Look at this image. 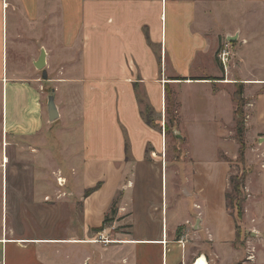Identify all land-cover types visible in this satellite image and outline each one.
Returning a JSON list of instances; mask_svg holds the SVG:
<instances>
[{
	"label": "crops",
	"instance_id": "0c3cea01",
	"mask_svg": "<svg viewBox=\"0 0 264 264\" xmlns=\"http://www.w3.org/2000/svg\"><path fill=\"white\" fill-rule=\"evenodd\" d=\"M10 1L0 0L5 137L40 146L45 141L41 132L54 129L42 106L43 71L39 75L33 66L40 46L45 51V79L51 47H79V54L78 65L66 67L65 79L54 82L70 97L65 109L55 104L58 125H66L72 135L61 155L63 167L55 165L57 173L66 174L63 183L46 182L48 176L39 170L41 158L52 160L48 152L17 147L11 180L8 158L2 156L0 264H107L112 261L109 252L122 256L110 264H192L199 257L206 264H232L242 257L246 242L242 231L237 239L235 215L225 198L235 163L219 156L229 157L220 146L229 142L237 145L229 158L238 156L233 88L241 84L246 100L241 165L246 168L243 189L248 196L242 227L264 235V0H74L73 7L63 9V35L58 38L54 7L48 9L45 27L41 0ZM16 14L18 23L13 22ZM30 29L35 41L31 47L22 41L30 38ZM46 31L48 38L41 42ZM222 41L245 46L237 57L233 83L222 81L216 65ZM9 51L30 57L31 67L13 59L9 68ZM59 54L62 61L70 59ZM187 93L192 94L189 104ZM143 104L154 121L144 118ZM168 113L176 140L184 138L178 125L192 126L190 133L211 143L212 153L205 157L203 144L197 155L187 145L185 152L178 147L168 152ZM185 133L188 140L190 133ZM68 143L75 145L70 153ZM252 175L259 184L254 195L249 189ZM117 195L114 223L96 232ZM253 197L259 199V210L249 214L247 201ZM120 222L126 226L121 234L125 238L110 240L114 224ZM99 234L108 242L99 241ZM171 249L179 251L178 257L168 258ZM263 256L259 253V263Z\"/></svg>",
	"mask_w": 264,
	"mask_h": 264
},
{
	"label": "rangeland",
	"instance_id": "374dc122",
	"mask_svg": "<svg viewBox=\"0 0 264 264\" xmlns=\"http://www.w3.org/2000/svg\"><path fill=\"white\" fill-rule=\"evenodd\" d=\"M70 1V0H69ZM74 0H72V2L70 3H63V0H41V10L45 11V13L41 16V25L47 27L48 26V22H49V15H48V9H53V7L55 8V19L57 21V28H56V36L61 37L63 35V29L62 27V21H63V9L69 5L70 7H73L75 5V3L73 2ZM80 0H78L79 2ZM9 2L11 3V1L9 0ZM12 4V3H11ZM15 4V2L13 3ZM11 8V7H9ZM12 10H14V8L12 7ZM8 18L10 20V16H11V10L8 9ZM17 20V23L20 20L19 15L16 14L13 17V22ZM13 22H11V24H13ZM60 23V24H59ZM61 27H60V26ZM15 28V27H14ZM12 30V29H11ZM19 28H17V30H14L13 32H18ZM48 38L47 35V31L45 33L41 32V42ZM17 41V40H16ZM24 43L29 44V46L31 47L32 43L35 44V41L32 39V30L30 29V38L28 39L26 36L24 37V39L22 40ZM228 42V41H227ZM241 42V41H240ZM238 42V43H229L230 45L228 46L227 50L229 52V58L230 61L228 62V66H227V73L224 74L223 70L221 69V73H222V81L224 83H233V81L237 80L235 77H237L238 75V64H239V60H238V54L240 51H243V48L245 46L243 42ZM226 41H222L218 44V52L222 49V45L225 44ZM11 45H9L10 48ZM76 47V46H75ZM41 50H44V48L42 46H40V52ZM51 51V69H50V74H48L47 72V79H40L41 84H42V106H43V110H46L47 112V103L49 99H52L54 104H57L58 106L61 105V108L65 109L66 105H70V97L68 92L64 89V88H60L58 84V82H61L62 79H65V76L62 74V71L68 67V68H75V66L78 65V54H79V47H76L75 49H69V50H64L63 46L61 45H56L50 48ZM45 52V51H44ZM218 52L215 55V60H216V65L217 66H221L220 61L217 57ZM59 53H64L67 54L70 59L65 61H62L60 58V54ZM8 67L10 68V66L12 64H15V62H13V59H18V64L20 66H28L31 67V58L28 57L23 54V55H14L13 53H11L10 51L8 52ZM71 56H73V59L71 60ZM238 60V61H237ZM34 66V63H33ZM36 69V68H35ZM45 70L47 71V68H45ZM36 71L39 73H41L40 70ZM234 73V74H233ZM226 76V78H225ZM74 77H76V75H74ZM55 80V81H52ZM233 80V81H232ZM56 82V83H54ZM236 82V81H235ZM57 86V87H56ZM237 86H241V84H235L234 88H233V102H234V108L236 111V107H237V100L236 97L234 96V92L236 91ZM240 92H241V98L244 101V105L242 106V116L241 118L245 121V109H246V100L244 99V97H242L243 95V88L240 87ZM187 103L189 104V99L192 97L191 93H187ZM1 94H0V227L3 221V213H4V201H3V178L5 176V172H4V163H3V158L2 156H5L8 158V163L6 164V169H7V176H8V180H11V174L9 173V171H11V167L13 165H15V158L13 157L16 151V148H24L25 146L29 147V151L33 149L40 151L42 154L46 155V152L50 153L52 156V160H50V162H48L47 158H41V161L39 162L40 168L39 170L44 171L43 174H45L46 176H48L46 179V182L50 183V184H55L58 185L61 181L63 183L64 180H61V178L65 177L66 174L62 171V173H57V169L58 167L55 166L57 165V162L61 164V166L63 167V161H62V153H65V149L68 145H66V142L70 141V137L72 135L68 134L66 132V125L64 126V129H62L61 126L58 125V121L55 120L53 122H49L51 123L50 125H54V129L51 131V133L49 134V132L47 131V129L43 130L40 134V139H44L45 141L41 142L42 144L40 146H38L35 143H32L31 141H27L24 139H20L14 136H8V134H6L5 137V129H4V121H3V109H2V105H1ZM239 104V103H238ZM141 109L143 111V116L144 118L148 121V120H153L156 119V117L153 115H149L148 111L145 109V105L143 104L141 106ZM234 111V112H235ZM149 115V116H148ZM235 118V114L233 115ZM170 117H168L169 119ZM48 120V117H47ZM61 122V120H60ZM166 126L168 128V132L166 133L165 137H166V149L168 150V152H171L172 150H175L176 147L179 148V151H186V145L188 146L189 151H193V153H195L196 155L198 154V147L200 148V145H205L202 146V148H206V151L208 152L207 154H204L205 157H207L208 155H210L212 153L213 150V145L211 143H202L200 141L197 140V138H195L193 134V129L194 127L192 126H188V125H184V126H177L176 128H178V130L183 134L184 138L183 139H179L176 140L175 138V132H174V128L175 125L174 123H172V121H168V123H166ZM164 126V133H165V127ZM159 130L162 132V126L159 125ZM235 129V128H234ZM186 132H192V134L190 133V136L187 140V135ZM61 137V138H60ZM37 140V139H36ZM186 141L188 143H186ZM5 142H6V147H5ZM65 143V144H64ZM69 144V149H67L66 151L70 153V150L74 148V146L70 143ZM165 146V144H164ZM221 149L224 153L228 154L229 157H233L236 154V144L235 143H222ZM68 153V154H69ZM67 154V155H68ZM171 155V154H170ZM169 155V156H170ZM32 156V154H31ZM70 157V155H68ZM67 156V157H68ZM227 157L226 155H221L219 156V159H225V160H231L233 163V165H231V170L229 171V175H237L240 176L243 172L246 173V168L241 165L239 162H237L236 158L235 159H231ZM5 161V159H4ZM56 162V163H55ZM24 165V164H22ZM29 165L31 166L32 163L31 161L29 162ZM43 165H50V169L47 167H42ZM60 166V168H62ZM57 167V168H55ZM230 167V166H229ZM15 177V176H14ZM168 181L170 182V178H168ZM53 187L50 188V190H52ZM258 188H259V184L257 183V181L254 179L253 175L250 178L249 181V189L251 190L252 195L257 194L258 193ZM229 197L226 198V205H228V211L231 214L236 215L237 214V209L234 206L233 209H231V202L232 199H234L233 203L237 204L240 203L241 208H242V213L245 210V204H246V199H247V193L245 192V190L242 188L240 189V194L237 196L234 194L231 185L229 186V188L226 190V194ZM120 197H118V195L115 197L114 200V206L116 207L119 204ZM259 199H256L255 197L251 198L250 200H248V208L246 210V212L249 211V214H255L258 210H259ZM116 216V215H115ZM244 214L242 215L241 220L237 221L238 224L240 225V233L242 231V238L244 240L245 243V254L240 257L238 260L233 261L232 264H264V256L261 260V262L259 263V253L264 254V235H259V231H255V230H245L242 227V224L244 223V218H243ZM110 217V216H109ZM115 217H111V221L108 222L105 226H111L114 221ZM112 223V224H111ZM113 230H112V234L114 235V237H111L110 240H118L120 238V236H122L121 234L126 232V226L125 224L121 225L120 223H117L116 225L114 224L113 226ZM122 238H125V236H122ZM109 255L111 257H109L112 261H107V264H110L111 262H120L122 256L120 255V253L118 254H114L112 256V252H109ZM179 255V251L177 250H172L169 252L168 258H173L175 256L178 257Z\"/></svg>",
	"mask_w": 264,
	"mask_h": 264
},
{
	"label": "trees",
	"instance_id": "16d2710c",
	"mask_svg": "<svg viewBox=\"0 0 264 264\" xmlns=\"http://www.w3.org/2000/svg\"><path fill=\"white\" fill-rule=\"evenodd\" d=\"M177 80H183V79H177ZM240 87L241 86H237L236 91L234 92V96L236 97V100L239 103V104L237 103L236 111L234 112V114H235V140L239 145L238 156H237L236 160L240 164H243L246 146H245V140H244V120L241 118L242 106L244 105V101L241 98ZM168 114L170 117V113H168ZM169 121H170V119H169ZM165 130H166L165 133H167L168 132L167 126L165 127ZM245 178H246V173H244V172L240 176L232 175L229 177V186L231 185L232 190H233L235 195L238 196L240 194V189H242L244 187ZM90 192H91L90 190L86 191L85 196H87ZM225 197L228 198L229 196L225 195ZM234 199L235 198L232 199L230 208L233 209V207L235 206L237 209V214L235 215V222H236L237 239H238L239 235H240V231H239L240 228H239V224L237 221L241 220L243 213H242V208H241L240 203H237V204L233 203ZM113 206L114 205H112L109 214L105 216L102 226L98 229H95L96 232L103 231L104 226L112 220L111 217L116 212ZM226 207L228 209V205H226Z\"/></svg>",
	"mask_w": 264,
	"mask_h": 264
},
{
	"label": "water",
	"instance_id": "95a60500",
	"mask_svg": "<svg viewBox=\"0 0 264 264\" xmlns=\"http://www.w3.org/2000/svg\"><path fill=\"white\" fill-rule=\"evenodd\" d=\"M233 40H234V38L229 39L228 41H233ZM34 67L37 70L43 71V78L45 79L46 74L44 72V68H45V52H44V50H41L37 61L34 63ZM47 117H48L49 122H53V121L57 120L59 117L57 108H56L52 99H49L48 103H47Z\"/></svg>",
	"mask_w": 264,
	"mask_h": 264
},
{
	"label": "built area",
	"instance_id": "2783aa9c",
	"mask_svg": "<svg viewBox=\"0 0 264 264\" xmlns=\"http://www.w3.org/2000/svg\"><path fill=\"white\" fill-rule=\"evenodd\" d=\"M229 43L230 42L226 41V43L222 45V49L218 52V55H217V57H218V59L220 61V64L222 66L221 69L223 70L224 74L227 73L228 62L230 61L229 52L227 50L228 46L230 45ZM59 184L61 185L62 182H60ZM98 236H99V241H102L103 243H107L108 242V240L102 238L101 234H99ZM179 243H181V245H182V241H179ZM200 259H201L200 257L195 259L192 264H198Z\"/></svg>",
	"mask_w": 264,
	"mask_h": 264
},
{
	"label": "bare ground",
	"instance_id": "6f19581e",
	"mask_svg": "<svg viewBox=\"0 0 264 264\" xmlns=\"http://www.w3.org/2000/svg\"><path fill=\"white\" fill-rule=\"evenodd\" d=\"M5 162H6V159H5ZM198 264H206V263H205L204 259L201 258L200 261L198 262Z\"/></svg>",
	"mask_w": 264,
	"mask_h": 264
}]
</instances>
